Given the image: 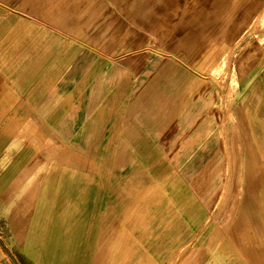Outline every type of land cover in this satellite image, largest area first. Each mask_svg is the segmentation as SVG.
I'll return each instance as SVG.
<instances>
[{
    "label": "crops",
    "instance_id": "obj_1",
    "mask_svg": "<svg viewBox=\"0 0 264 264\" xmlns=\"http://www.w3.org/2000/svg\"><path fill=\"white\" fill-rule=\"evenodd\" d=\"M149 1L139 0L134 11L142 13ZM248 1L230 0L236 5L231 14ZM125 2L0 1V264H200L199 260L191 262V251L199 233L204 234L205 224L195 228L186 220L173 223L170 217L166 224L159 220L153 227L148 224L146 214L150 209L154 211L163 194L154 181L145 184L150 176L142 157L127 144L112 140H107V145L113 151L103 162L99 159V165L87 153L97 148L118 117L117 97L120 102L127 100L126 90L112 96L110 78L95 76V69L111 62V36H128L143 28L131 26L122 14ZM118 42L116 57L132 54L129 49L133 43ZM143 55L139 64L136 59L134 62L135 82L140 90L149 85L155 74L146 66V54ZM98 62L104 64L98 67ZM103 85L108 88L97 90ZM105 111L108 123L88 145L78 134L79 117L95 118ZM175 115L176 110L171 109L169 121H157L158 128L153 132L164 148L176 134L167 143L160 134L169 131ZM91 126H95L94 119ZM194 128H190V134ZM259 142L264 148V132ZM246 143L245 140V148ZM174 150L164 155L166 161L176 157L171 158ZM32 153L43 167L49 158L55 164L47 167L50 174L46 195L27 210L26 203L16 198L30 197L31 190L25 188L23 174L12 171L15 168L11 166ZM247 161L249 168L255 167L248 155ZM215 182L216 189H208L205 184L199 193V199L210 211H215L218 199L225 205L215 227L221 220L225 222V213L233 218L236 212L242 213L238 223L233 224L231 235L221 241L231 246V257L227 248H219L217 254L229 264H264V194L260 195L264 173H244L237 178L222 173ZM211 194L213 205L208 203ZM168 207L169 214L174 206ZM152 219L155 221L156 217ZM38 220L46 226L34 242L39 251L37 257L27 246L31 244L29 224ZM129 223L135 236L129 231ZM149 236L154 245L152 254L142 246ZM206 243L201 245L210 252Z\"/></svg>",
    "mask_w": 264,
    "mask_h": 264
},
{
    "label": "rangeland",
    "instance_id": "obj_2",
    "mask_svg": "<svg viewBox=\"0 0 264 264\" xmlns=\"http://www.w3.org/2000/svg\"><path fill=\"white\" fill-rule=\"evenodd\" d=\"M229 1L150 0L140 13L134 11V4L139 0H126L120 11L125 13L131 26L143 28L133 30L137 33L128 36H111L108 51L111 62H98V67L105 66L95 69V76L110 78L112 96L126 90L127 100L120 102L117 97L118 117L99 140L97 148L87 153L99 165V159L103 162L113 151L111 145H107V140H112L127 144L142 157L150 176L145 184L154 181L161 186L163 194L154 211L150 209L146 214L148 224L152 226L157 220L166 224L169 217L173 223L186 220L195 228L205 224L204 234L199 233L191 251V262L199 260L200 264H229L216 250L227 248L231 257V246L221 241L231 235L233 224H237L242 215L236 212L233 218L227 212L225 222L221 220L215 227L225 205H221L219 199L215 202L211 194L208 203L215 202V211L208 210V205L199 199L200 190L205 184L208 189H216L215 179L222 173L230 178L244 173H264V148L259 142L264 132V0H249L233 14L236 5ZM119 40L133 43V49H129L132 54L122 59L116 57ZM144 53L146 66L155 74L149 85L140 90L135 82L134 62L136 59L139 64ZM104 88L108 86L97 87V90L104 91ZM171 109L176 110L171 118L172 127L160 137L167 143L176 135L164 148L153 132L159 123L169 121L167 116ZM91 118L94 117H79L78 134L88 145L108 123L106 111L95 117L94 127L88 123ZM173 150L171 158L176 157L166 161L164 155ZM247 155L256 168H249ZM25 159L28 161L25 172L41 178L39 184H47L50 174L47 167L55 161L49 158L48 165L43 167L33 153L26 154ZM83 161L87 162L84 156ZM15 170L21 171L18 167ZM261 194H264V186ZM170 204L174 210L168 214ZM152 216L156 217L155 221ZM129 231L136 235L130 223ZM201 242H207L205 247L211 251H205ZM142 246L145 252L152 254L154 245L150 236L145 237Z\"/></svg>",
    "mask_w": 264,
    "mask_h": 264
},
{
    "label": "bare ground",
    "instance_id": "obj_3",
    "mask_svg": "<svg viewBox=\"0 0 264 264\" xmlns=\"http://www.w3.org/2000/svg\"><path fill=\"white\" fill-rule=\"evenodd\" d=\"M105 76V75H103ZM92 119H94V122L96 121L95 118H91L88 123L92 122ZM20 158V157H19ZM17 161V160H16ZM18 162V161H17ZM28 166V161L24 158L22 159L20 162L17 163V167L21 170V171H18V170H15L14 168H17V167H11V169H14L12 171H16V172H20L21 174H23L24 178H26L25 180V188L31 190V196H22V197H19V198H16L17 200H19L20 202L24 203L26 205V208L27 210L34 207L36 205V203L40 200V198L44 197L46 195V186L47 184H39L38 183V180H41V178H35V177H32V176H29L27 174V171L25 172V168ZM8 167V166H7ZM6 167V168H7ZM29 181V184H28V181ZM49 202V201H48ZM42 204V203H41ZM45 205V203H44ZM43 206V205H41ZM40 207V206H39ZM38 207V208H39ZM43 208V207H42ZM40 208V209H42ZM48 208V207H47ZM15 215V214H14ZM36 215V214H35ZM49 216V215H47ZM42 218V216H41ZM28 219V218H27ZM45 223V222H44ZM24 224V223H23ZM17 225V224H15ZM19 225V224H18ZM30 225V237L28 240L31 241V244L28 245L27 247L28 248H32L33 250V254L36 253L35 255L38 257V248L36 246V242L38 237H39V233H40V230L45 226L46 224H40V221L38 220L35 224H29ZM21 230V229H20ZM14 232V231H13ZM15 235V234H14ZM44 237V235H43ZM42 237V238H43ZM41 241V240H40ZM43 241V240H42ZM35 242V243H34ZM42 243V242H41ZM41 248V247H40ZM1 251V250H0ZM36 258V257H35ZM84 262H77L76 264H83ZM95 264H97V262H95Z\"/></svg>",
    "mask_w": 264,
    "mask_h": 264
}]
</instances>
